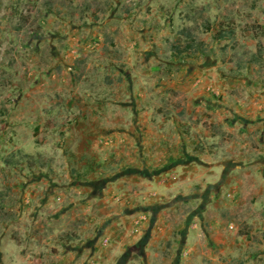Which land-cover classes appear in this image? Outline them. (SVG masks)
Segmentation results:
<instances>
[{"label": "rangeland", "instance_id": "obj_1", "mask_svg": "<svg viewBox=\"0 0 264 264\" xmlns=\"http://www.w3.org/2000/svg\"><path fill=\"white\" fill-rule=\"evenodd\" d=\"M0 264H264V0H0Z\"/></svg>", "mask_w": 264, "mask_h": 264}]
</instances>
